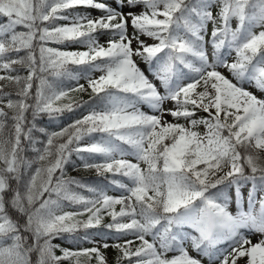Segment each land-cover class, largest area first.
Segmentation results:
<instances>
[{
	"label": "snow or ice",
	"instance_id": "snow-or-ice-1",
	"mask_svg": "<svg viewBox=\"0 0 264 264\" xmlns=\"http://www.w3.org/2000/svg\"><path fill=\"white\" fill-rule=\"evenodd\" d=\"M109 248L264 264V0H0V264Z\"/></svg>",
	"mask_w": 264,
	"mask_h": 264
},
{
	"label": "trees",
	"instance_id": "trees-1",
	"mask_svg": "<svg viewBox=\"0 0 264 264\" xmlns=\"http://www.w3.org/2000/svg\"><path fill=\"white\" fill-rule=\"evenodd\" d=\"M110 1H111V0H110ZM88 11H90V10H88ZM70 50H71V49H70ZM63 83H64L65 86H76L77 81H69V80H65ZM78 83H79V84H83L80 80H79ZM72 95H77L79 98H81V99H83V100H87V99H88V93H78V94H77V93H73ZM199 115L202 116L201 113H199ZM171 120H172V119H171ZM46 121H47V118L45 117V122H46ZM67 122H69V121H66V123H67ZM181 122L183 123V121H181ZM49 130L52 131V130H59V129L57 128V126H56L55 124H53V125H51V126L49 127ZM30 154H31V153H30ZM72 159H73V161L75 162V164H79V163H80V161H78V160L76 159L75 156H73ZM66 174H69V175H68L69 177H75V178L81 179V180H83V181H85V182H95V181L101 179L100 177H97V176H96L94 170H91V169H89V170H85V169H83V168H76V169L74 170V167H73L72 164H69V165L66 166ZM84 194L87 195L86 192H85ZM110 194L115 195V194H117V193H116V192H111ZM105 222H107V220H105ZM59 243L63 244V246L71 247V245L66 244V243H64L63 241H59ZM84 246H85V247H91L90 244H85ZM225 247H226V246H225ZM114 253L116 254L115 251H114ZM114 264H115V263H114Z\"/></svg>",
	"mask_w": 264,
	"mask_h": 264
},
{
	"label": "rangeland",
	"instance_id": "rangeland-1",
	"mask_svg": "<svg viewBox=\"0 0 264 264\" xmlns=\"http://www.w3.org/2000/svg\"><path fill=\"white\" fill-rule=\"evenodd\" d=\"M125 11H127V9H125ZM92 15H93L94 17H97V16H100L101 13H99V12H92ZM104 39H106V38H101V43L104 42ZM148 42L151 43V41H148ZM134 46H135V45H134ZM71 50H74V49H71ZM81 50H83V49H81ZM138 63H139V66H140L141 68H144V67H145L143 61H139V60H138ZM93 75H94V76H98V75H100V73H94ZM81 81L84 83L85 86H87L85 80L81 79ZM89 91H90V90H89ZM256 95H257V96H261V93L256 92ZM171 106H172V105H171L170 103L165 105L166 108H170ZM145 110L147 111L148 109L145 107ZM201 115H202V116H205L206 114L203 113V112H201ZM164 118H165L166 120L170 121L171 116H165ZM198 130L201 131V132H203V128H200V129H198ZM29 155H31V154L29 153ZM68 175H69V174H67V176H68ZM68 177H69V176H68ZM259 239H261V237H260L258 234H257V235H254V236L252 237L253 243L257 242ZM55 242H56V243H59V241H55ZM92 246H94V245H92ZM114 251H115V250L112 249V248H109V249L107 250L106 255H107V258H108V264H114V263H115V256H116V254L114 253ZM206 262H207V261L205 260V263H206ZM240 264H243V261H241Z\"/></svg>",
	"mask_w": 264,
	"mask_h": 264
}]
</instances>
